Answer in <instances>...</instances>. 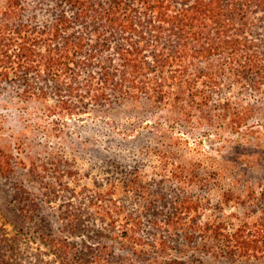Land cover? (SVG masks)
<instances>
[{
    "label": "trees",
    "instance_id": "16d2710c",
    "mask_svg": "<svg viewBox=\"0 0 264 264\" xmlns=\"http://www.w3.org/2000/svg\"><path fill=\"white\" fill-rule=\"evenodd\" d=\"M0 88V264H264V0H0Z\"/></svg>",
    "mask_w": 264,
    "mask_h": 264
},
{
    "label": "rangeland",
    "instance_id": "374dc122",
    "mask_svg": "<svg viewBox=\"0 0 264 264\" xmlns=\"http://www.w3.org/2000/svg\"><path fill=\"white\" fill-rule=\"evenodd\" d=\"M1 90L2 89L0 88V145H3L5 147L3 149L6 150L8 148H13L14 143L17 142L18 138L22 136L21 130L24 125L28 124V127L29 125L30 127H33L31 124L32 116L25 114V110L23 109L31 108V104L38 106H41V104L36 101H30L27 105L23 104L19 99L14 97L16 89H9V91ZM34 112H36V114L41 113L38 110ZM36 120L39 121V118H37ZM34 132L36 133V139L42 137V131L40 129L37 131L35 129ZM25 134L27 135V132H25ZM78 134L79 133L76 132V129L74 127L67 129L66 132H61V134H59L58 136H56L55 134L49 135V138L47 139V144H50L53 148L46 147V144L44 146V143H42L41 145L37 144L36 146H34V149L38 152H35L33 155L42 156L43 154H45V152L42 150H54V148H57L59 145H61V149L63 148L64 152H73V150H77V147L75 144L72 143V141L78 139ZM28 135L30 139L33 138L32 135ZM60 135L62 136L61 138ZM34 139L30 141H34ZM64 139L66 141H64ZM43 141L44 140H42V142ZM68 141H71V143H69ZM66 144H69V147H67ZM13 153L14 155H18L20 157H23L24 155L22 149L19 150V153L15 150ZM12 186L13 181L10 180L7 176L3 179L0 178V209H3L2 207H5L2 206V203H5V201L10 198V194H8V192ZM17 198H19V196H17ZM251 261L245 262L244 264H251ZM253 263L255 264L254 261Z\"/></svg>",
    "mask_w": 264,
    "mask_h": 264
}]
</instances>
